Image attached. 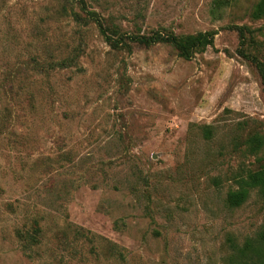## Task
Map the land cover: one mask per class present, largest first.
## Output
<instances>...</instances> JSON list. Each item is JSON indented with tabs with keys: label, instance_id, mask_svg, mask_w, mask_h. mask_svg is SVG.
<instances>
[{
	"label": "rangeland",
	"instance_id": "rangeland-1",
	"mask_svg": "<svg viewBox=\"0 0 264 264\" xmlns=\"http://www.w3.org/2000/svg\"><path fill=\"white\" fill-rule=\"evenodd\" d=\"M83 1L126 36L212 45L114 51L72 21L77 0H0V264H229L264 230L254 191L225 203L264 168L247 144L264 138V92L231 29L254 30L243 50L264 60L257 0Z\"/></svg>",
	"mask_w": 264,
	"mask_h": 264
},
{
	"label": "trees",
	"instance_id": "trees-1",
	"mask_svg": "<svg viewBox=\"0 0 264 264\" xmlns=\"http://www.w3.org/2000/svg\"><path fill=\"white\" fill-rule=\"evenodd\" d=\"M77 4L79 12L70 11L72 21L80 26L94 24L103 42L114 51L129 53L131 51L130 43L143 47L161 43L170 46L179 58L188 60L195 54L202 53L206 48L210 47L215 34L213 31H202L176 36L170 31L161 29L151 31L146 35L130 34L126 36L112 23L109 16L102 17L95 11L86 9L83 0H77ZM248 15L254 21L263 19L264 0H257ZM231 29L235 30L238 38L236 54L254 65L264 92V60H258L243 50V46L246 43H254V30L242 25L232 26ZM73 63H75L74 58L65 59L59 63V66L67 67L73 65ZM32 64L39 69H43V66L34 60ZM201 131L204 138L208 139L211 136V128L209 126H202ZM247 144L250 151H257L264 144V138L253 134L247 139ZM250 191H254L260 198H264V168L249 172L244 177H239L236 181V189L226 194V205L228 207L239 206L245 201ZM229 264H264V230L258 234L255 240H246L237 249L236 256Z\"/></svg>",
	"mask_w": 264,
	"mask_h": 264
}]
</instances>
